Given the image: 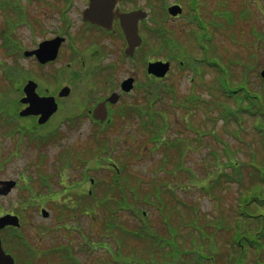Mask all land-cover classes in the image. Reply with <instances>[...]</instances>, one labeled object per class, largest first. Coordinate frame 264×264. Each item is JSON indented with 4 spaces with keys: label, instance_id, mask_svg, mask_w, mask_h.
<instances>
[{
    "label": "rangeland",
    "instance_id": "obj_1",
    "mask_svg": "<svg viewBox=\"0 0 264 264\" xmlns=\"http://www.w3.org/2000/svg\"><path fill=\"white\" fill-rule=\"evenodd\" d=\"M6 2H9V0H0V3ZM19 2L20 6H17ZM19 2L15 3L16 9L1 10L0 7V177L4 176V179H14L18 182L17 186L7 196H0V207L18 214L20 230L27 241L34 246L37 245L43 251H47L52 246H63L65 243L70 247L72 254L77 256L79 261L84 264L102 263V260H106L107 257L108 259L112 258L110 264H115V262L116 264H196L193 257L200 245H202V249L199 247V252L214 257L216 264H226L229 258L226 259L227 253L232 252L229 243L234 229L242 230L238 236L240 238L247 235L253 236L248 234V229L254 232L264 229V202L259 204L258 209H253L252 206L250 208L251 213L261 214L256 219L248 221L240 218V215L237 214L238 204H240L238 203V201L240 202L239 197L241 193H244L245 188L250 187L252 191L254 188L251 185L255 182L256 184L262 183L258 181V176L260 170H262L259 166L261 165L264 169V160H262L264 159V146L255 128L258 125L259 131L263 128L264 111H260L259 121L243 113H240L242 115L240 122H231L230 113L227 118L221 117L224 108L231 111L237 110L239 106L238 98L241 93H244L245 96L243 101L241 100V105L244 103V99L247 100L248 104H250L251 98L257 102L258 100L255 99L254 95L262 97L261 100L264 102V82L259 76V71L264 66V0H200L199 4H196V18H202V22L210 19L214 20L215 13L220 9V13L223 11L222 17L217 15L215 21L220 20L224 25L218 28L211 27L212 42L209 44L211 52L206 55L212 59V63H215L214 60H216L218 65L216 67L212 66L213 68H206L204 63L201 64L202 67L196 63L197 70H201L197 76L194 75L193 70L188 66H184V64L190 55L200 57L199 51L193 45V34L190 32L196 29L198 25L189 26L177 20H172L174 24H168L172 36L169 34V37L162 36L161 29L164 24L160 28L157 27L159 20L156 22V19H161L163 16L162 9L158 0H154L150 10L153 16L149 21L153 34L149 39H146V44L142 47L144 48L142 53L150 49L151 55L166 58L169 53L163 51L165 40L174 37L180 43V46L179 54H175L178 58L175 59L172 77L164 82L150 81L146 77L145 66L142 65L139 57L136 62L137 69L132 68L133 66H129L127 63L117 62L118 68L114 73L116 78L123 76L128 69L131 70L130 74L136 78L134 99L131 101L132 97H130L127 100V103L132 104L131 108L127 105L124 106V109L130 110V115L126 114L125 116L123 114L120 122L114 123L115 125L110 127L109 130L105 129L104 132L99 133L96 132L99 131L97 129H94L93 132L91 126L86 123H78L73 125L72 129H68L67 126L65 127V125L59 123L60 120L57 121V117L64 113L65 106H70L73 103L74 110L72 112L76 113L78 111L75 108V101L79 94L83 95L81 92L87 87L80 78V80L75 81V86L76 88L80 87V91L73 94L71 98L62 100L63 106L59 112L51 118L44 128H39L36 131V135L41 136L47 134L54 127L56 134L47 137L45 140L37 141H30L37 138L35 136L31 137V135L28 137L26 133L21 132L32 121L17 119L13 116L14 106H9V100L17 102L21 94L17 89H11L12 85L6 82L4 67L9 70L13 66L20 65L22 71L26 70V72L28 71L33 75L35 71L41 80L42 78L45 79L44 82L49 87L57 86L55 85L57 83L55 75L59 74L62 77L64 73L73 74L76 69L71 71L69 67L64 68L63 58H59L53 68L45 66L42 69H37L31 60L25 59L22 55L12 57L4 54L2 45L4 43V27L7 23L24 18V14L30 16L31 27L22 25L16 31L17 36L24 39L22 42L26 47L30 44L27 43L29 40H26L30 39V29L34 26L37 29L40 27L45 28L49 23L47 20L51 22L55 15L54 0H47L41 4L35 0H19ZM145 2L147 1L137 0V4H144ZM170 2L171 0H166V6ZM22 5L25 10L21 7ZM35 19L40 22L34 23ZM199 46L206 47L204 44H199ZM170 55L172 54L170 53ZM201 56L205 55L201 54ZM252 56H256V59H252ZM179 60L184 63L182 68L179 67ZM54 68L56 69L54 70ZM220 69L224 73H228L227 78L225 76L217 77ZM59 70H62V72L59 73ZM76 75L80 76L78 73ZM192 77L196 80L195 85H192ZM216 77L219 84L223 83V79H227L229 87L232 86L237 90L238 98L236 100L233 101V98L218 94L220 92L217 90V97H213L212 100L218 101L217 104L220 108L216 104L213 106L214 103L209 101L198 102L195 105L185 102L188 98L186 100L184 98L192 92L200 98L210 99L211 90L209 88L212 87ZM27 78L36 80L32 76ZM217 82L216 89L219 86ZM159 83L163 88L166 86H163L164 83H169V87H165L169 91L167 93L165 90L156 91L159 88ZM29 84L36 86L33 81H30ZM107 86V83H99L101 90ZM244 89L245 91H243ZM146 90L148 93H146ZM152 91L154 92L151 93ZM156 94L158 96L154 97ZM149 103L153 110L163 108V110L170 112L169 131L164 134L167 138H172L175 132L182 131L181 137L192 138L193 140L192 128L198 130L202 135L201 139L195 142L196 146L185 148L182 160L185 172L182 169V172H177L175 168L176 163L181 164V161H178L179 152H177L178 159H176V154H173L174 152L168 153V155H171V159L166 164V172L161 170L162 159L165 158L163 150L162 148H154L153 143H150V137L145 127L141 126L146 116L143 119L139 117L140 110L144 113L146 110H150L148 108ZM172 103L175 105L184 103L186 109L189 110L188 113L183 109L173 108ZM221 105L225 107L223 108ZM153 113L158 118L166 117L161 112L154 111ZM184 118H186V122L183 120ZM124 125L126 129H123ZM129 126L134 129L132 138L127 135V132H123L129 130ZM109 131L113 134L118 132L120 135L113 138V136L108 135ZM151 132L154 134L156 130ZM106 141L114 147L111 157L118 159L121 163H124L122 162L124 160L128 162L125 166V170L129 172L126 175L130 176L128 184L130 182L131 186L137 184L135 187H140L138 189L140 195L143 191L150 190L152 181H157L156 179H161L163 183L168 184L166 187L173 184V191L176 194V197L172 198L171 194L162 193L164 195L161 200L166 203L168 209H172L165 210L164 213H161L159 207L154 203H140L138 198L134 200L136 206H138L136 212L145 211L144 217L139 213H132L130 210H118V219L126 227L132 230H149L146 234L147 240H144V242L138 240L141 235L136 236L134 232L130 233L131 230H128L130 236L118 235L120 234L119 231L110 237L103 235L104 239L109 238V240H101L104 244L102 247L108 249L106 250L107 257L103 255L105 251L101 248L89 249L86 245L87 238L83 237V235H89L92 240L96 241L97 238L99 239L98 236L102 235V231L106 232L102 230L105 227L104 208H98L96 202L103 195L110 192L107 183L112 184V170L100 168L104 163L111 162L109 153L102 154L100 152L103 142ZM207 142L211 143L212 148L217 152L223 153L226 145L230 154H234V157L241 164L240 170L242 173L239 182L236 179L226 180L221 177L215 186H212V179L217 175L214 173L215 160L209 156ZM107 152H109V148ZM128 154H135V159H125ZM230 154H228V161L231 162L235 158ZM140 155L142 156L139 157ZM216 157L220 163L225 160L223 154ZM251 161L257 164L259 171L251 170L248 166L244 168V164ZM222 169L233 176V169L229 165ZM83 170H85L86 177L83 176ZM191 172H194L195 177L192 174V178H190ZM135 178H142L143 182L140 183ZM83 179H86L84 189L78 185L82 184ZM90 179H94L95 183L91 184ZM29 183L31 189L40 190V192H32V195L35 196L32 199L35 200L36 204L26 203L30 198V193L29 189L23 186ZM176 183H189V185H185L184 190H180L182 185H180V189H176ZM187 186L189 187L186 188ZM165 188H163L164 191H166ZM89 189L94 190L95 197L93 199L87 198L88 202L84 203L83 196ZM260 189L258 191L256 189L255 193L257 192V197L262 198L264 196V186H261ZM115 194L117 195L118 192ZM44 195H60L61 198L57 202L43 201ZM130 195L127 192L128 200L132 201ZM63 198L67 199L66 203L61 201ZM22 200H25V202H22ZM106 200H114V198L107 197ZM177 200L186 203L189 208L196 207V214L199 216L196 223L197 225L201 223L203 233L210 237V248L206 242L200 241L199 231H196L194 235L196 244H193L191 238L185 235L184 221H189L192 214L189 212L190 210L187 211L180 203L176 202ZM254 201H257V198ZM69 203H73L72 208L71 205L68 208L65 207ZM40 204H43L50 212L48 220L41 222L45 227L44 235L41 236L36 231L38 223L42 221V217L37 213ZM175 205L176 209L174 210ZM66 225L70 229H64L61 235L56 233L55 230H63ZM170 230L177 231L174 234ZM152 234H158L157 238H154ZM7 236V232L0 231L1 238ZM118 238L120 239L117 240ZM162 238L164 239L162 240ZM7 240L10 243L7 241L3 243L4 250L16 255L19 259L17 264H23V247L13 248L14 240L8 238ZM160 240L166 244L161 246L159 244ZM120 241H122L118 248L120 251L113 254L112 250H116L117 242ZM175 243L178 246H175ZM262 243L263 250L261 252L253 249L247 250L245 263L240 264H264V239H262ZM238 255L239 253L236 251L233 258L234 262L237 261ZM136 257L138 260L135 259ZM49 259L50 257L36 259L34 264H50ZM176 261L178 262L176 263ZM52 264H60L58 256L53 257Z\"/></svg>",
    "mask_w": 264,
    "mask_h": 264
},
{
    "label": "flooded vegetation",
    "instance_id": "obj_2",
    "mask_svg": "<svg viewBox=\"0 0 264 264\" xmlns=\"http://www.w3.org/2000/svg\"><path fill=\"white\" fill-rule=\"evenodd\" d=\"M37 3H42L47 0H35ZM54 18L47 20L49 23L45 28L40 27L37 29L35 26L30 29V43L29 47H25L22 40L17 36V29L25 25L31 27L30 16L24 14V18L17 21H11L4 27V54L6 56H23L25 59L31 60L37 69H42L45 66H50L53 68L59 58L64 59L65 67L70 68L71 71L76 69L73 74L64 73L61 76L55 75L57 83L55 87H49L42 78L37 76L34 71V75L26 70L22 71L20 65L13 66L12 68L6 69L4 67V75L6 82L15 87L20 91L21 96L16 101H11L9 106H14L13 116L15 118L29 119L32 122L25 129L29 133H34L39 126H44L49 123L51 118L59 112L62 108L61 101L67 98H71L73 94L80 91V87L75 86L76 82L82 80L83 84L87 85L86 89L79 94L75 101V108L78 109L76 113H73V103L70 106L64 107V113L60 114L57 119L59 123L67 126L68 129H72L73 125L78 123H86L99 132H104L105 129L109 130L110 127L114 126V123L121 121V116L119 111L124 108L125 105L131 106V103H127V100L131 98L134 99V94L136 91V78L131 75V70L128 69L123 76L115 77L114 73L117 71L116 63H127L132 68H136L137 58H140L142 65L145 66L150 62L162 61L169 63V71L162 80H167L172 77L173 69L175 67V59L178 58L175 54H179V42L173 37L168 40L167 44L163 47V51L169 53L166 58H158L157 56L151 55L150 49L143 52V45L146 44V39L152 36L153 29L149 24L152 18L151 8L154 4V0H145L144 4H137V0H54ZM200 0H171V5H178L181 8V13L176 16L168 15L163 18L161 22L164 23L165 33L170 36V30L168 24H174L172 20H177L189 26L196 24L199 18L195 17L196 4H199ZM51 6V5H50ZM93 6L100 10L99 17L100 22L93 21L89 17L92 16ZM148 6V8L146 7ZM145 10L148 15L139 23V35L141 37L142 43L139 48L134 52L128 53L127 40L122 30L121 26V16L133 11V10ZM94 10V9H93ZM160 22V19L156 21ZM36 21V22H35ZM34 23H39L40 21L35 19ZM30 25V26H29ZM166 25V26H165ZM145 31V32H143ZM191 32V31H190ZM147 34V35H145ZM169 37V36H167ZM55 41V42H51ZM50 42L51 51L57 47L56 57L53 61H48L41 63L40 59L35 55H28L29 52H34L40 49L43 43ZM164 44V43H163ZM170 53L172 55H170ZM174 53V54H173ZM43 53H39L42 56ZM142 55H144L142 57ZM115 59V60H114ZM120 60V61H119ZM179 65L183 63L179 60ZM62 67V66H61ZM130 68V67H129ZM56 68H54L55 70ZM134 69V70H135ZM53 70V72H54ZM62 70H59V73ZM76 73L80 74L77 76ZM32 76L34 79L27 78ZM149 80L153 79L152 75H147ZM127 79L134 80V87L131 91H122L121 84ZM25 81V82H22ZM33 81L36 83L35 92L41 96H52L55 98L58 105L57 111L52 115L48 121L43 124L38 123V115H25L20 116L19 113L27 108V104L24 103L25 99V88L27 84ZM55 81V82H56ZM107 83L108 86L99 88V83ZM169 85V83H168ZM75 87V89H74ZM63 88H67V94L65 96L59 97V93ZM101 92H100V90ZM147 91V90H146ZM147 93V92H146ZM112 96L115 97V102L108 100ZM57 97V98H56ZM100 105L101 108L106 110V117L102 120L100 117L104 113H95V107ZM126 116V114H124ZM94 127V128H93ZM126 126H123V129ZM133 128L129 126V130H124L123 132L131 135L133 134ZM109 136L113 138L120 135V133H112L109 131ZM4 180V176L0 177ZM85 181L82 182L83 186ZM60 195L49 196L48 199L51 201H59ZM66 201V198L61 200ZM6 214H15L13 211L5 210L0 207V216ZM18 215V214H17ZM42 229L45 227L38 223L36 228L37 233H41ZM2 231H17L19 228L13 226H6L1 229ZM43 233V232H42Z\"/></svg>",
    "mask_w": 264,
    "mask_h": 264
},
{
    "label": "trees",
    "instance_id": "obj_3",
    "mask_svg": "<svg viewBox=\"0 0 264 264\" xmlns=\"http://www.w3.org/2000/svg\"><path fill=\"white\" fill-rule=\"evenodd\" d=\"M261 98L262 97H260V96H255V99L258 100L257 102H255L253 100V98H251L252 103L249 102L250 104H248V106H249L248 107V115L249 116H251L253 118H257V114H260L261 110L264 111V102L261 100ZM242 101H243V98H242ZM238 104H239V106L241 105V100H238ZM252 109H254V111H252ZM242 110H244V108H242L240 106L238 112H241ZM227 115H228V113L226 111H224L222 114V117L227 118ZM229 119H230V117H229ZM231 119L237 121L233 117H231ZM255 129H257V133H259L260 139H261L262 144L264 146V126L260 131H259V125L256 126ZM153 142H161V137L160 136L154 137ZM160 147H164V145H162ZM166 151H169L168 148H166ZM166 151L163 152V156L165 158H167L169 156L168 152H166ZM212 154H213V157L215 160V168H214L215 171H214V173L217 175L215 178L212 179V182H213L212 186L214 187L215 184L219 181V179L221 177L225 178L226 180H228L230 178L236 179V181L239 182L241 179V173H242V171L240 170L241 164L237 161L236 157H234V154L233 155L230 154L228 147L226 145L224 147L223 155L225 156V160L223 163L218 162L217 157H216V156L222 155V154H220V152H217L214 150V152ZM228 154H230L235 159H233V161H231V162L228 161ZM251 154H254V153H251ZM179 156H180V154H179ZM128 157H130L129 154H128ZM128 157H127V159H128ZM168 160H169L168 158H167V160L162 159V163L165 164L168 162ZM262 160H264V159H262ZM253 163H254V161H251L250 163L247 162L245 164L248 166L249 169L259 171V168L254 166ZM125 164L127 165L128 162H126ZM212 164H213V162H212ZM228 165L233 169V176L230 175L228 172H224V170L222 169ZM184 167L185 166L182 164V162H181V164H179V163L175 164V168L184 170ZM161 168H162V166H161ZM260 169H262V170H260V174L258 176V181H261L262 184L264 185V169L261 165H260ZM124 171H125V168H124ZM127 173H129V172H127ZM155 174H156V172H155ZM134 177H136V176L134 175ZM190 178H192V177L190 176ZM135 179L138 180V182H140V183L143 182L142 178H135ZM156 180L157 181H155V180L152 181L150 190H146L145 192L143 191L142 195H140L138 193V189H140V187L139 186L135 187V185H137V184H133L132 186L130 185L131 182H130V184H128L130 181V176L126 175V173L124 175H121L119 178L114 177L113 184L107 183V186L109 185V187H110V190H109L110 192L103 195L99 201H96L98 208H101V207L104 208L103 209V211H104L103 217L105 219L104 220V226L105 227H103L102 230H105L106 232L102 231V235H99L98 236L99 239L97 238L96 241L92 240L89 235H86V236L83 235L84 238H87V241H86L87 247H89V249H91V250L94 248H101L105 251V253H103V255L107 257L108 253L106 250H108V249H104L102 247L104 244L101 242V240H109V238L104 239L103 235L106 237H110V236H113L117 231L120 232V234H118V235H121V236H123V235L124 236H130V233L134 232L136 236L141 235V237H139L138 240H143V242H144V240L146 241L147 240L146 234L149 230L143 231L142 229H135V230H139V231H135V230H132V229L126 227L118 219L117 213H118V210H130V212H132V213H139L142 217H144V215H145V211H143V210L136 212L138 206H136L134 199H132V201H129L127 198H124L126 196V193L128 190L130 192H132L133 194H135L134 198H138L140 203H145V202L151 203L152 202L155 205H157L159 207V210L161 213L162 212L164 213L165 210H172L171 208L170 209L167 208L166 203H164V201L161 200V197L164 195V194L162 195V193H167V194H171L172 196H174L175 192L173 193L172 192L173 190L169 187L165 188L166 186H164V184H166V183H163V181H161V179L160 180L156 179ZM262 184L261 183L256 184V182H255L253 185H251V187L254 188L253 189L254 191L253 190L251 191L250 187H248V188H245L244 193H241V195L239 197L240 202L238 201V203H240V204H238L239 209L237 211V214L240 215V218H243L245 220L247 219L248 221H250V219L253 220V219H256V218L261 216V214L255 215V214L251 213L250 208L252 206L253 209H258L259 204L264 202V196H262V198L257 197V195H256L257 192L255 193L256 189H257V191L261 190L260 188H261ZM175 185H176V187L178 186V184H175ZM185 185H189V184L188 183L184 184V186L181 188L184 189ZM188 187L189 186H187L186 188H188ZM163 188H165L166 191H164ZM162 189H163V191H162ZM203 189H204V187H203ZM116 192H118L119 195L116 196V194H115ZM94 195H95L94 193L91 194V196H94ZM107 197H113L114 200H106ZM255 198H257V201H254ZM259 198H261V199H259ZM177 202L180 203L181 206L183 208H185L187 211L190 210L189 212L192 214V218L189 221H184V227L186 230L185 235H187V237L191 238V242L193 244H196L194 235H195L196 231H199L200 241L202 240V241L206 242L208 244V247L211 246V239L208 235L203 233L202 224L199 223L197 225V223H196V219H197V217H199L196 214V209H195L196 207L192 206L189 208V206L186 205V203H184V202L181 203L180 201H177ZM175 207H176V205L174 206V210L176 209ZM128 230H131L130 233L128 232ZM150 230H152V229H150ZM170 231H173L174 233H176L177 230H170ZM241 231L242 230L234 229L233 233L230 236L231 241L229 243V247L231 248L232 252L227 253L226 259L228 257L229 258H228V262L226 261V264L245 263V259H246L245 255H246L247 250L253 249V250H257L259 252H261V250H263L262 239H264V229L260 230V231L257 230L256 232H254L251 229H248L247 230L248 234H252L253 236L247 235L244 238L238 237ZM157 235L158 234H152V236H154V238H157ZM256 235L258 236V238ZM117 237H119V236H117ZM119 239L120 238H118L117 240H119ZM196 241H198V240H196ZM121 242L122 241L117 242L116 250H112L113 254H115L116 251H120L118 248L120 247ZM19 243H20V241H19ZM161 246H164V243H162ZM20 247L21 248L23 247V249H24L23 264H34L36 259L40 260L43 257H50V259L48 261L50 264H52L53 257H57V256L59 257V263L60 264H84V263L79 261L77 256L72 254L70 247L68 245L58 246V247L54 246V247H51L50 249H48L47 251H43L40 248L38 249L36 247H31L28 245L22 246L20 244L19 248ZM199 247L202 249V245H200ZM199 247H198V249H197V251L193 257L194 263H196V264H216L215 258L210 256V255H207L204 252H199V250H200ZM236 251L239 253V255H238L237 261L234 262L233 258H234V254ZM175 256H177V255H175ZM135 259L138 260L137 257ZM241 259H242V261H241ZM110 260H112V258L108 259V257H107L106 260H102V263H97V264H110ZM17 261L19 262V259H17ZM177 262L178 261H176V263ZM115 264H116V262H115Z\"/></svg>",
    "mask_w": 264,
    "mask_h": 264
},
{
    "label": "water",
    "instance_id": "obj_4",
    "mask_svg": "<svg viewBox=\"0 0 264 264\" xmlns=\"http://www.w3.org/2000/svg\"><path fill=\"white\" fill-rule=\"evenodd\" d=\"M143 16L144 13L142 11H135L128 15H125L121 19V25L126 33L129 42V47L127 49L128 53H132L134 48L140 44V38L138 36L137 30H138V21ZM167 69H168L167 63L154 62L148 65V73H151L158 77L164 76ZM261 76L264 77V70L261 72ZM130 84L131 81L127 83V89H130ZM66 92L67 90L64 91V93ZM26 94H27V99L30 101L31 109L29 110V112H25V114L33 112V110H36V112L34 113L42 112V118L39 120L41 123L44 122L56 109V105L54 104L52 98L37 97L36 94L34 93L33 87L26 90ZM14 184L15 183L13 181H4V182L0 181V194L8 193V191L11 189V187L14 186ZM42 213L45 216L47 215V213L44 210L42 211ZM8 218L11 217L0 218V228L6 224L11 223V221L8 220ZM0 264H14L13 258L9 254H6L3 251L1 246V240H0Z\"/></svg>",
    "mask_w": 264,
    "mask_h": 264
}]
</instances>
